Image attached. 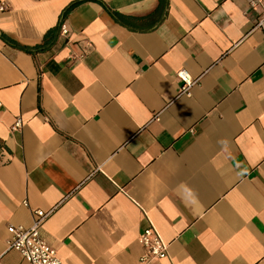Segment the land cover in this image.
<instances>
[{"label":"crops","instance_id":"obj_1","mask_svg":"<svg viewBox=\"0 0 264 264\" xmlns=\"http://www.w3.org/2000/svg\"><path fill=\"white\" fill-rule=\"evenodd\" d=\"M254 1L0 0V254L43 211L65 264H142L149 220L169 254L151 264H264Z\"/></svg>","mask_w":264,"mask_h":264},{"label":"built area","instance_id":"obj_2","mask_svg":"<svg viewBox=\"0 0 264 264\" xmlns=\"http://www.w3.org/2000/svg\"><path fill=\"white\" fill-rule=\"evenodd\" d=\"M262 0L252 2V8H255ZM8 5L4 2L0 3V13L7 12ZM256 29L260 30L264 36V9L260 16ZM68 30L65 26L61 29V36L66 37ZM178 77L182 83L181 94L189 95L191 89L196 85L197 81L192 79L187 71H180ZM4 109L0 102V114ZM21 120H18L12 127L13 131L22 128ZM27 205V204H26ZM33 225L29 228L24 226H10L7 229L8 239L6 241V250L0 254V264H4V257L9 252H18L22 258L30 264H65L59 257L55 248L44 239L42 230L49 213L36 211L34 213ZM148 227L142 231L138 238V243L143 247L145 254L141 259L142 264H151L155 261H161L168 258V244L165 243L158 229L149 220Z\"/></svg>","mask_w":264,"mask_h":264},{"label":"trees","instance_id":"obj_3","mask_svg":"<svg viewBox=\"0 0 264 264\" xmlns=\"http://www.w3.org/2000/svg\"><path fill=\"white\" fill-rule=\"evenodd\" d=\"M56 32L57 30H52L46 35L44 44L43 46H41V48H39V50H45L54 45L56 39V34H55Z\"/></svg>","mask_w":264,"mask_h":264}]
</instances>
